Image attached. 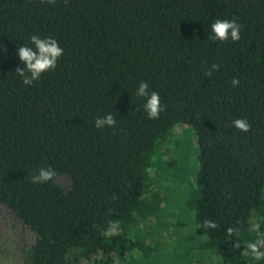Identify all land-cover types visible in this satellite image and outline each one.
<instances>
[{
  "label": "trees",
  "instance_id": "obj_1",
  "mask_svg": "<svg viewBox=\"0 0 264 264\" xmlns=\"http://www.w3.org/2000/svg\"><path fill=\"white\" fill-rule=\"evenodd\" d=\"M216 19L236 20L240 40L208 39ZM34 34L64 54L25 85L18 48L34 47ZM213 63L219 70L206 76ZM140 82L160 95L158 119L136 96ZM109 112L116 125L96 128ZM182 124L193 128L199 166L184 180L192 224L180 217L194 243L181 238L177 264H264L241 255L256 239L250 223L264 232V0H0V201L37 234L30 264L156 256L144 234L173 205L164 176L186 175L172 153L185 142ZM49 166L71 178L69 189L32 183ZM111 222L117 233L101 235ZM228 227L238 231L229 237Z\"/></svg>",
  "mask_w": 264,
  "mask_h": 264
},
{
  "label": "rangeland",
  "instance_id": "obj_2",
  "mask_svg": "<svg viewBox=\"0 0 264 264\" xmlns=\"http://www.w3.org/2000/svg\"><path fill=\"white\" fill-rule=\"evenodd\" d=\"M184 130L185 142L179 148H172L173 155H178L181 159L177 168L180 172H186L185 176H181L178 173L177 182H174L172 176H164L162 183H170L168 186L170 193H167L173 202L168 206L167 215L164 212L162 215V222L158 226L154 227L153 231H146L144 237L146 242H151L152 245L158 247L159 252L156 256H151L145 261H137L132 264H177L181 261L178 254L176 253L180 249L181 238L186 235V239L193 245V237L191 233L186 230H190L189 224H192V217L189 216L182 206L185 205L186 195L190 190L191 186L185 183L184 180L193 178L194 173L197 172L199 166L198 160V148L194 149L192 142L196 140L193 128L186 124L179 125ZM197 145V144H196ZM196 148V146H195ZM181 149V151H180ZM176 151V153H175ZM196 152V155L194 154ZM175 153V154H174ZM171 170V169H170ZM169 170V171H170ZM175 169V171H178ZM170 179V180H169ZM58 183L64 185L67 189L70 188L71 178L68 175H62L57 180ZM173 181V182H172ZM173 183V184H171ZM181 199H183L181 201ZM185 199V200H184ZM170 200V201H171ZM177 201V202H176ZM170 208V209H169ZM181 214H188L187 222L180 218ZM172 215V216H170ZM178 216L179 220H176V230L172 226H175V222L170 225L171 220H175ZM37 234L33 231L21 218L18 217L15 210L11 209L8 205L0 201V264H30L27 259V251L35 243ZM178 252H180L178 250ZM185 261H183V264ZM79 264H94L92 261L86 258H81Z\"/></svg>",
  "mask_w": 264,
  "mask_h": 264
},
{
  "label": "clouds",
  "instance_id": "obj_3",
  "mask_svg": "<svg viewBox=\"0 0 264 264\" xmlns=\"http://www.w3.org/2000/svg\"><path fill=\"white\" fill-rule=\"evenodd\" d=\"M42 2L55 4L56 0H42ZM240 30L241 26L236 20L216 19L211 24L212 35L208 36V39L225 42L230 38L231 41L238 42L241 38ZM30 41L34 47L24 44V46L18 48V57L23 62L24 67H17L15 69L16 74L22 78V82L25 85L33 84L43 73L54 70L57 67L58 60L64 54V49L52 37L42 39L39 35L34 34L30 37ZM219 67V65L213 63L205 72V75L211 76L213 71L219 70ZM239 84L240 81L238 79H232L231 85L233 87H238ZM136 96L145 98L144 111L150 119H158L160 113L165 110V106L161 104L159 93L150 91L149 85L146 82L139 83ZM116 123V118L109 112L106 116L95 120V127L98 129L104 128L105 126L114 127ZM232 124L236 129L243 132H248L251 128L250 123L246 119L237 118L232 121ZM58 179V173L50 166L39 168L38 174L31 177L33 184H44ZM203 226L207 229H217L219 227L212 220L204 221ZM248 230L256 234V239L254 242H248L245 245L241 255L250 257L253 261L264 260V232L261 231L260 223L255 221L251 222ZM237 231L236 228L228 227L226 234L231 237ZM116 233L117 223L111 222L109 227L101 235L112 236ZM233 246L239 248L240 243L235 241Z\"/></svg>",
  "mask_w": 264,
  "mask_h": 264
}]
</instances>
